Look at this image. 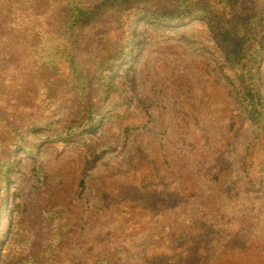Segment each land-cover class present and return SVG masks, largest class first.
Returning a JSON list of instances; mask_svg holds the SVG:
<instances>
[{"label": "rangeland", "instance_id": "1", "mask_svg": "<svg viewBox=\"0 0 264 264\" xmlns=\"http://www.w3.org/2000/svg\"><path fill=\"white\" fill-rule=\"evenodd\" d=\"M26 1L33 0H0V10L44 13L66 5L65 0ZM259 7L264 13V0ZM142 9L105 14L94 37L77 49L89 62L91 101L106 113L104 120L123 113L127 125L148 122L115 137L100 159L102 128L69 140L52 139L66 130L59 121L76 111V91L67 92L63 103L44 115L35 76L27 72L15 80L0 72V116L30 131L24 147L8 157V204L0 214V235L8 233L18 215L38 220V172L68 175L67 201L77 207L73 235L64 239L61 258L45 264H94L87 254L91 247L95 253L109 250L113 263L124 264L152 232L164 226L183 229L193 218L218 230L220 242L238 230L264 228V182L250 181L242 166L255 134L233 84L241 85L238 70L204 20L164 26ZM117 44L125 47V57L111 66L104 94L94 65L103 58L102 45L112 49ZM260 86L264 94V59ZM218 103L229 110L216 111ZM256 159L252 173L258 179L263 174ZM126 193L137 202H126ZM12 240L11 234L0 244V264H22Z\"/></svg>", "mask_w": 264, "mask_h": 264}, {"label": "trees", "instance_id": "2", "mask_svg": "<svg viewBox=\"0 0 264 264\" xmlns=\"http://www.w3.org/2000/svg\"><path fill=\"white\" fill-rule=\"evenodd\" d=\"M66 5L54 6L50 12L27 14L5 13L0 10V66L13 79L27 72L41 83L39 98L44 115L53 112L63 103L67 92L74 90L76 107L69 118L59 122L66 125L53 140H69L74 136L91 134L102 128L99 144L101 155L111 148L110 143L128 128L147 126L148 122L125 123L124 114L117 113L106 122V113L92 103V77L89 62L77 52L81 44L94 37L95 28L107 13L128 12L144 7L153 21L164 26L185 24L187 20H204L216 42L222 47L230 63L238 70L241 85L235 82L237 97L254 127V140L246 158L242 161L244 171L253 183L264 182V94L260 86V70L264 59V13L261 0H65ZM36 2L26 1L25 5ZM142 9V10H145ZM56 16L57 22L52 18ZM50 17L51 21L47 20ZM147 18V17H146ZM103 46L94 69L101 81V92L107 89L111 66L125 57V47ZM110 50L106 56L105 53ZM19 78V79H20ZM233 82V81H232ZM4 89L0 90V101ZM220 105V107H218ZM216 111H228L224 105H215ZM123 111V110H122ZM124 112V111H123ZM136 121V120H135ZM18 125L5 121L0 116V214L7 207L5 192L10 184V155L24 147L26 133ZM90 142V141H89ZM96 148V146H95ZM94 149V148H93ZM10 152H7V151ZM260 173L255 178L253 159ZM40 178L37 197V218L24 219L21 215L12 220L7 234L0 235V244L8 235H13L11 244L14 253H20L22 264H45L58 261L64 250V239L73 235L72 221L77 207L67 201L70 194L68 175L60 172L45 174ZM80 194L85 183L79 184ZM79 192V191H78ZM146 198L149 192H139ZM130 205L137 202L128 193L123 194ZM160 201V200H159ZM165 205V203H164ZM160 210L165 207L158 203ZM183 229L164 226L162 231L151 233L140 244L139 250L130 255L124 264H264V228L251 226L247 232L238 230L227 240L220 242L219 232L212 225L193 218ZM94 264H116L109 250L95 253L88 250Z\"/></svg>", "mask_w": 264, "mask_h": 264}, {"label": "bare ground", "instance_id": "3", "mask_svg": "<svg viewBox=\"0 0 264 264\" xmlns=\"http://www.w3.org/2000/svg\"><path fill=\"white\" fill-rule=\"evenodd\" d=\"M0 233H1V231H0Z\"/></svg>", "mask_w": 264, "mask_h": 264}]
</instances>
